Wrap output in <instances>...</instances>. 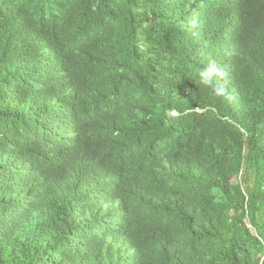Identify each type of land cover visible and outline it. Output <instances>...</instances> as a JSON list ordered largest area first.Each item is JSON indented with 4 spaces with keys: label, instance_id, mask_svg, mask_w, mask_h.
<instances>
[{
    "label": "trees",
    "instance_id": "obj_1",
    "mask_svg": "<svg viewBox=\"0 0 264 264\" xmlns=\"http://www.w3.org/2000/svg\"><path fill=\"white\" fill-rule=\"evenodd\" d=\"M0 264H264V0H0Z\"/></svg>",
    "mask_w": 264,
    "mask_h": 264
},
{
    "label": "clouds",
    "instance_id": "obj_2",
    "mask_svg": "<svg viewBox=\"0 0 264 264\" xmlns=\"http://www.w3.org/2000/svg\"><path fill=\"white\" fill-rule=\"evenodd\" d=\"M227 73L225 69L215 61H209L206 66L198 70L199 83L217 97L225 95V88L221 81Z\"/></svg>",
    "mask_w": 264,
    "mask_h": 264
}]
</instances>
